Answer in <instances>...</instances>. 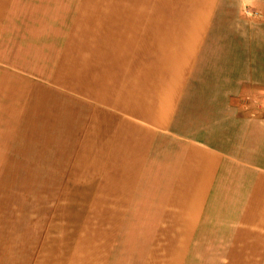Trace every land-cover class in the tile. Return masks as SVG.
I'll use <instances>...</instances> for the list:
<instances>
[{"label":"crops","instance_id":"obj_1","mask_svg":"<svg viewBox=\"0 0 264 264\" xmlns=\"http://www.w3.org/2000/svg\"><path fill=\"white\" fill-rule=\"evenodd\" d=\"M238 8L241 50L224 34ZM260 36L264 0H0V140H23L31 166H85L104 191L70 228L80 240L0 238V264H110L112 235L147 209L150 260L187 264L211 241L218 263L264 264ZM221 106L228 137L209 125L230 123Z\"/></svg>","mask_w":264,"mask_h":264},{"label":"rangeland","instance_id":"obj_2","mask_svg":"<svg viewBox=\"0 0 264 264\" xmlns=\"http://www.w3.org/2000/svg\"><path fill=\"white\" fill-rule=\"evenodd\" d=\"M248 11L238 8V10L228 11L226 16L223 15L228 22L240 23L229 28V31H224L226 35L238 36L241 39L234 44L237 50L244 47L241 43L242 34L247 29L245 23H249L252 19ZM254 30L257 31V28L251 27L249 32L256 35ZM258 39L259 42L251 44L250 50L263 49L264 51V37L260 36ZM255 62H258L257 59ZM256 98L263 100L264 91L259 93ZM241 108L243 113H246V107ZM253 109L260 111L264 107L258 106ZM212 110L215 115H218L217 120L227 118L226 120L230 123L212 122L209 125L213 126V130L217 134L220 135L222 131V135L226 134L228 137V129L234 126L233 114L228 110L226 113V108L222 106L212 108ZM247 110H249L248 113H251L252 109ZM240 120L245 122V119ZM238 125L243 131L245 125L243 123ZM22 142L23 140L16 138L0 140V151H7L6 154L0 153V238L3 242L11 241L12 238L14 242H54L61 234L63 238H70L72 235L73 241L76 237L80 240L81 232L79 236L75 237L70 228L77 226L81 230L85 228V225L88 226L90 219L86 221L85 202L91 204L93 196L95 199L99 195H103L104 191L100 180H97L94 186L86 187L85 166H31L28 164ZM221 142L228 146V140L225 139ZM86 191H90L89 193L94 191V193L87 196ZM136 211L139 212L136 215L137 220L126 218L122 227L123 234L111 237V254L113 251L114 255L111 256L110 264H151L149 262L156 264L159 262V258L156 257L160 253L158 249L153 250L152 260L149 256L157 239V236L150 233L152 228L146 224L152 219L150 209ZM71 212L74 213V216L71 215ZM137 212L135 213L137 214ZM71 216L72 219H70ZM121 216L126 217V213H122ZM134 222L140 223V227H138L139 224L136 225L138 228L131 225ZM11 228L13 231L8 232L7 229ZM156 229L154 228V230ZM10 232L13 235L7 234ZM209 237L214 238V234L210 232ZM214 246V243L210 241L209 244H205V250L194 249L189 253L187 264H221L218 262H222L219 256L221 253L223 255V249L220 252L215 250ZM170 262L167 260L166 263Z\"/></svg>","mask_w":264,"mask_h":264}]
</instances>
